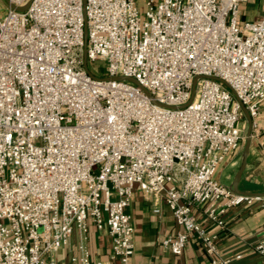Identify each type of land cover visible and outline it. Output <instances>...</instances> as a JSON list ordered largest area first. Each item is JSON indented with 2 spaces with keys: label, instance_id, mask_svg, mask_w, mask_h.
Segmentation results:
<instances>
[{
  "label": "built area",
  "instance_id": "2783aa9c",
  "mask_svg": "<svg viewBox=\"0 0 264 264\" xmlns=\"http://www.w3.org/2000/svg\"><path fill=\"white\" fill-rule=\"evenodd\" d=\"M8 2L29 5L0 20V264H59L75 235L71 263L131 264L135 190L182 229L164 249L192 238L209 264H230L227 214L264 198L215 175L244 143L237 101L259 134L264 5L245 19L248 0ZM91 228L109 236L108 262L91 258ZM253 251L264 259V236Z\"/></svg>",
  "mask_w": 264,
  "mask_h": 264
},
{
  "label": "crops",
  "instance_id": "0c3cea01",
  "mask_svg": "<svg viewBox=\"0 0 264 264\" xmlns=\"http://www.w3.org/2000/svg\"><path fill=\"white\" fill-rule=\"evenodd\" d=\"M263 5L264 0H248L244 9L249 6L253 19H258L262 15ZM257 127L259 134L252 137L246 167L238 184V189L245 193H264V103L260 107ZM241 151L229 157L215 175L216 180L228 188H231L237 171ZM153 207L159 209L158 214L152 211ZM125 212L130 216L134 229L131 264H209L208 257L195 239L190 238L178 256L161 246L163 239L182 232L161 198H145L135 190ZM198 218L203 227L211 228L202 216ZM226 225L218 243L220 255L232 259L230 264H264V259L253 251L257 240L264 236V200L231 210L226 216ZM76 240L75 235L70 245L61 251L59 264H73L70 258L78 256ZM110 244L106 233H96L91 228L88 245L91 258L108 262ZM236 256L240 258L234 259Z\"/></svg>",
  "mask_w": 264,
  "mask_h": 264
},
{
  "label": "water",
  "instance_id": "95a60500",
  "mask_svg": "<svg viewBox=\"0 0 264 264\" xmlns=\"http://www.w3.org/2000/svg\"><path fill=\"white\" fill-rule=\"evenodd\" d=\"M5 3L7 4V6L11 9H14L16 11H24L27 9L28 5L27 4L25 7L23 8H17L14 7L12 5L9 4L8 0H4ZM82 63H83V68L87 69V61H86V56H85V51L83 50L82 52ZM116 81H120V80H126L128 82L134 83L136 84V82L132 79H123V78H116L114 79ZM196 80L193 81V86L195 84ZM237 103L239 104L240 110H241V114L242 117L244 118L245 122H246V129H245V137H244V143L242 146V151H241V155H240V160H239V165L237 168V171L234 175L232 184H231V190L233 191L234 194L236 195H241L244 197H251V198H264V193H245L242 192L238 189V184L241 180L242 174L245 170L246 167V160H247V156L249 154V149L251 146V141H252V122H251V118L247 112V110L245 109V107L240 104L238 101Z\"/></svg>",
  "mask_w": 264,
  "mask_h": 264
},
{
  "label": "rangeland",
  "instance_id": "374dc122",
  "mask_svg": "<svg viewBox=\"0 0 264 264\" xmlns=\"http://www.w3.org/2000/svg\"><path fill=\"white\" fill-rule=\"evenodd\" d=\"M142 1L143 0H137V2L139 3L140 7H142ZM244 5L241 6L242 15L244 16L245 19H253L254 15L251 12H249L250 7L248 6L247 9L245 10L244 9ZM7 11H8L7 4L5 3L4 0H0V20H2L4 18V16L6 15ZM87 67L94 74L102 75L103 72H104L105 65H103V63L96 62L94 64H87ZM239 125L243 129V131L245 132L246 122H245L243 117H241ZM241 150H242V148H241Z\"/></svg>",
  "mask_w": 264,
  "mask_h": 264
}]
</instances>
